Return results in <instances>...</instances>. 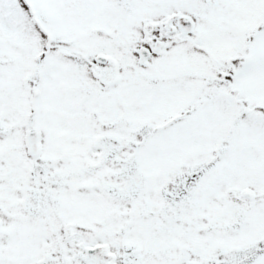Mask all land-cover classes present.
<instances>
[{"label":"snow or ice","instance_id":"1","mask_svg":"<svg viewBox=\"0 0 264 264\" xmlns=\"http://www.w3.org/2000/svg\"><path fill=\"white\" fill-rule=\"evenodd\" d=\"M0 264H264V0H0Z\"/></svg>","mask_w":264,"mask_h":264}]
</instances>
